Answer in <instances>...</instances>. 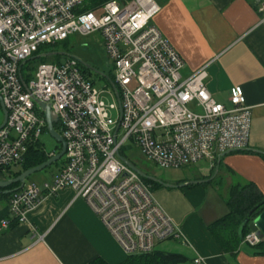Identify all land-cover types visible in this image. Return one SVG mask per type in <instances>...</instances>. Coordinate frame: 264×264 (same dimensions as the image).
<instances>
[{"label": "built area", "instance_id": "built-area-1", "mask_svg": "<svg viewBox=\"0 0 264 264\" xmlns=\"http://www.w3.org/2000/svg\"><path fill=\"white\" fill-rule=\"evenodd\" d=\"M252 1L264 11V0ZM85 2L0 0V95L8 112L0 128V168L20 166L44 132L37 101L50 104L66 144L59 173L51 182L25 183L12 192V218L1 225L25 221L45 194L71 187L127 254L148 253L181 232L151 185L121 160L124 145L131 141L159 166L204 159L213 168L220 155L248 146L251 107L240 85L228 102L216 100L206 86L207 65L183 77L182 56L152 24L157 0H108L87 10ZM75 33L101 35L117 89L110 104L74 57L41 62L28 81L23 78V61ZM111 109L119 111L116 119ZM262 240L255 230L243 238L249 245Z\"/></svg>", "mask_w": 264, "mask_h": 264}, {"label": "crops", "instance_id": "crops-1", "mask_svg": "<svg viewBox=\"0 0 264 264\" xmlns=\"http://www.w3.org/2000/svg\"><path fill=\"white\" fill-rule=\"evenodd\" d=\"M157 2L152 24L182 56L183 77L207 65L206 86L221 102H228L232 88L240 85L251 107V124L248 146L220 155L215 176L214 167H206L192 177L154 186V196L181 232L159 241L156 249L186 257L172 264H264V253L255 245L222 243L212 230L230 212L234 185L251 183L264 195V11L252 0ZM3 119L0 102V125ZM19 167L0 170V180L10 179ZM10 195L0 194V264H86L96 257L119 264L128 257L71 187L45 194L25 221L4 227L1 221L12 218ZM198 257L203 260L194 262Z\"/></svg>", "mask_w": 264, "mask_h": 264}, {"label": "rangeland", "instance_id": "rangeland-1", "mask_svg": "<svg viewBox=\"0 0 264 264\" xmlns=\"http://www.w3.org/2000/svg\"><path fill=\"white\" fill-rule=\"evenodd\" d=\"M56 51L73 55L86 64L92 66L95 71L91 70L90 76L94 81V87L101 92V99L104 100L106 104H110L113 101L111 94V91L113 90L112 85L105 76L97 73L100 72L108 75L109 77H113L114 72L112 62L107 55L105 46L99 33H93L87 36L75 33L69 36L67 40L60 41L57 44L47 45L44 49V52L42 53ZM44 60L48 62H54L55 59L51 56L46 57ZM61 60H65L64 55H62ZM38 64L39 60H33L29 63L28 68H30L29 72H31L32 75ZM27 75L28 72L26 73V77ZM192 108L194 107L192 106ZM118 112L119 111L116 109L110 110V114L114 119L118 117ZM121 134L122 130H120V135ZM39 141L47 153H57L59 151V141H57L47 130H45L40 135ZM122 152L123 155L138 169L161 181L175 182L181 178L192 177L197 173V171L206 168L209 165L207 160L201 159L193 164L178 168L159 166L149 161L141 149H139L131 141L124 145ZM63 162L64 156L51 163L49 166L29 175L26 178L25 183L36 182L37 184L42 185L44 182H51L59 173ZM222 191L224 192V190ZM165 240L169 241L171 238Z\"/></svg>", "mask_w": 264, "mask_h": 264}, {"label": "trees", "instance_id": "trees-1", "mask_svg": "<svg viewBox=\"0 0 264 264\" xmlns=\"http://www.w3.org/2000/svg\"><path fill=\"white\" fill-rule=\"evenodd\" d=\"M106 1L108 0H86L83 9L85 10L95 9L98 6L104 4ZM68 38L64 40H67ZM46 46L47 45L41 46L34 53L33 56H36L44 52V49ZM64 56L65 58L68 57L67 55H64ZM52 57H54L55 59L54 62L62 61L61 60L62 55L57 54V55H53ZM45 58L46 57H38V58L36 57L33 59L30 57L25 61V63L21 67V72H22V75L25 81H28L33 76L32 73L29 72L30 71L29 70L30 68H28L29 63L33 60H39V63L47 62L46 60H44ZM80 66H81V69L86 74V76L91 78L90 76L91 70L85 65H83L82 63L80 64ZM27 72H28V75L26 77ZM54 127L56 130L59 131V126L57 123L54 124ZM45 130H47V127L45 128ZM49 157L50 156L43 148L41 142L37 141L33 145H30L25 161L20 165L18 170L13 171L10 174L11 178L19 175L22 171L30 167L43 163ZM4 169L7 171H10L12 168L10 167L0 168V170H4ZM215 169H217L216 164L214 168L212 169L211 174L215 172ZM143 179L144 181H146L147 183L151 185L152 190L154 189V186L156 184H162L161 182L154 181V180H151L145 177H143ZM199 179H203V178H199ZM18 185L19 183L13 184L10 186V188L16 187ZM0 194H4V193H0ZM229 205H230V212L226 216L215 221L214 224L212 225L213 226L212 230L214 234L218 237L220 241H222V243H225V244H229L232 241L243 240L244 236L250 231V228L248 227V225H245L242 232L239 233L240 224L242 223L243 219L245 218L251 219L257 216L262 211H264V195L260 193V191L256 188L254 184H251V183H247L243 185L236 184L232 187V192H231V196L229 199ZM13 224L14 223H12V225ZM255 247H257V249L260 252L264 253V240H262L260 243L255 245ZM185 260H186V257L181 254L172 253V252H164L161 250H157L155 248L153 251L148 252V253L128 255V257L124 261L120 262L119 264H172V263L183 262ZM86 264H108V263L102 258L96 257L92 259L91 261L87 262Z\"/></svg>", "mask_w": 264, "mask_h": 264}, {"label": "water", "instance_id": "water-1", "mask_svg": "<svg viewBox=\"0 0 264 264\" xmlns=\"http://www.w3.org/2000/svg\"><path fill=\"white\" fill-rule=\"evenodd\" d=\"M67 55L69 57H74L76 58L77 60H79L80 63H82L83 65H85L86 67H88L90 70H94V68L88 64H86L85 62L81 61L80 59H78L77 57L73 56V55H70L68 53H65V52H46V53H41V54H38L36 56H33L31 58H38V57H49V56H53V55ZM25 63V61L22 62V65ZM99 73L100 75L102 76H105L110 84L112 85L114 91H117L116 89V86L113 82V80L111 79V77H109L108 75H105L103 73H100V72H97ZM21 76V75H20ZM0 102H1V106H2V109H3V113H4V119H3V122L1 123L0 125V128L3 127L7 121V117H8V112H7V109L5 108L4 104H3V100H2V97L0 95ZM38 105L41 107V109L43 110L44 112V117H45V120H46V127H47V131L57 140L59 141L60 143V149L57 153H55L54 155H51L46 161H44L43 163L39 164V165H36V166H33V167H30L24 171H22L19 175L15 176V177H12L10 179H4V180H0V193H12L14 191H17L19 190L20 188H22L25 184V181H26V178L31 175L32 173L36 172V171H39L47 166H49L51 163L57 161L58 159H60L63 155H64V152H65V148H66V144H65V140L63 139L62 135L60 134V132L58 130L55 129L54 127V124L58 122V117L57 115L52 111L51 109V106L50 104L48 103H44V102H41V101H37ZM119 125L117 126L116 128V131L118 129ZM120 158L121 160L126 163L130 168L134 169L135 171H137L142 177H145V178H148V179H151V180H154V181H158V182H161L163 184H166L165 182L161 181V180H158L157 178L153 177V176H150L148 175L147 173L141 171L140 169H138L131 161H129L125 156L121 155L120 154ZM217 173V170L214 174V176L216 175ZM206 180H210V179H206ZM205 180H200V181H191L193 183H196V182H204ZM16 183H19L18 186L16 187H12L10 188L11 185L13 184H16ZM167 185H170V184H167ZM245 225H248V227L251 229V230H255L257 232H259L262 236V239L264 240V211H262L261 213H259L257 216L253 217V218H245L243 219L242 223L240 224V227H239V233L242 232L243 228Z\"/></svg>", "mask_w": 264, "mask_h": 264}]
</instances>
